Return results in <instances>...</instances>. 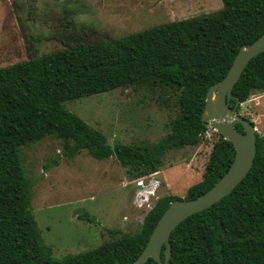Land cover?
Returning a JSON list of instances; mask_svg holds the SVG:
<instances>
[{
    "label": "trees",
    "instance_id": "16d2710c",
    "mask_svg": "<svg viewBox=\"0 0 264 264\" xmlns=\"http://www.w3.org/2000/svg\"><path fill=\"white\" fill-rule=\"evenodd\" d=\"M222 2L218 11L121 37L86 41L79 33L74 45L68 40L66 48L44 55L36 54L40 36L27 34L28 59L0 67V264H130L138 258L169 204L182 198L160 197L134 234L122 233L96 248L55 259L32 214L36 180L26 174L21 151L29 142L54 135L65 140L64 156L85 149L97 159L114 156L123 166L148 175L161 169L169 149L200 143L208 131L202 115L209 88L225 77L242 46L264 34V0ZM141 83L180 91V115L172 121L171 132L156 143L112 145L65 106L67 101ZM256 92L264 93V52L246 66L231 105L237 99L245 103ZM235 127L244 131L241 123ZM235 153L233 143L220 134L203 179L189 188L185 199L219 181ZM58 161L59 155L51 162ZM170 241V264H264V134L257 133L255 161L241 183L181 222ZM145 264L157 261L149 258Z\"/></svg>",
    "mask_w": 264,
    "mask_h": 264
},
{
    "label": "rangeland",
    "instance_id": "374dc122",
    "mask_svg": "<svg viewBox=\"0 0 264 264\" xmlns=\"http://www.w3.org/2000/svg\"><path fill=\"white\" fill-rule=\"evenodd\" d=\"M222 7V0H0V67L28 59L27 34L40 36L36 54L44 55L66 48L68 40L74 45L79 33L86 41L121 37ZM259 95L240 104L239 115L253 121ZM179 96L174 86L141 83L67 101L65 106L112 145L156 143L171 132L172 121L180 115ZM219 138L208 126L200 143L169 149L160 173L148 175L123 166L114 156L97 159L85 149L64 156L65 140L54 135L24 145L26 174L36 180L32 214L54 258L136 233L160 197L185 199L188 189L202 179ZM58 155L59 161L51 162Z\"/></svg>",
    "mask_w": 264,
    "mask_h": 264
},
{
    "label": "water",
    "instance_id": "95a60500",
    "mask_svg": "<svg viewBox=\"0 0 264 264\" xmlns=\"http://www.w3.org/2000/svg\"><path fill=\"white\" fill-rule=\"evenodd\" d=\"M264 52V34L253 43L244 45L235 56L225 77L213 84L207 93L203 121L214 128L235 147V157L227 172L209 190L192 199H177L172 201L156 223L149 240L138 256L130 264H145L149 258L157 264H170L172 254L171 234L176 227L191 215L210 208L226 195L230 194L246 177L253 166L257 154V128L244 116L239 115L240 105L234 98L233 89L244 72L246 66L255 56ZM218 98V104H212L213 95ZM246 105V103H243ZM241 123L244 131L235 127ZM165 246V259L162 251Z\"/></svg>",
    "mask_w": 264,
    "mask_h": 264
},
{
    "label": "crops",
    "instance_id": "0c3cea01",
    "mask_svg": "<svg viewBox=\"0 0 264 264\" xmlns=\"http://www.w3.org/2000/svg\"><path fill=\"white\" fill-rule=\"evenodd\" d=\"M254 110L255 112L253 113V121L257 128V131L264 132V93H260V95L255 99ZM202 179H203V175H202Z\"/></svg>",
    "mask_w": 264,
    "mask_h": 264
},
{
    "label": "bare ground",
    "instance_id": "6f19581e",
    "mask_svg": "<svg viewBox=\"0 0 264 264\" xmlns=\"http://www.w3.org/2000/svg\"><path fill=\"white\" fill-rule=\"evenodd\" d=\"M212 104L214 106H216L218 104V98H217V96L215 94L213 95V98H212Z\"/></svg>",
    "mask_w": 264,
    "mask_h": 264
}]
</instances>
